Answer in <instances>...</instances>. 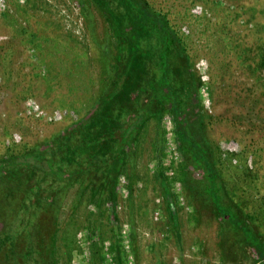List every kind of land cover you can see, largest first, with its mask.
Masks as SVG:
<instances>
[{"label": "rangeland", "instance_id": "374dc122", "mask_svg": "<svg viewBox=\"0 0 264 264\" xmlns=\"http://www.w3.org/2000/svg\"><path fill=\"white\" fill-rule=\"evenodd\" d=\"M109 1L0 0V264H264V0H137L184 56L168 73L178 118L158 94L155 38L138 85L104 110L127 61ZM141 112L116 161L86 147ZM178 123L262 256L216 212ZM52 153L64 183L41 171ZM17 158L39 171L4 170ZM27 189L38 205L20 217Z\"/></svg>", "mask_w": 264, "mask_h": 264}, {"label": "trees", "instance_id": "16d2710c", "mask_svg": "<svg viewBox=\"0 0 264 264\" xmlns=\"http://www.w3.org/2000/svg\"><path fill=\"white\" fill-rule=\"evenodd\" d=\"M97 1H99V3L104 7L110 8L109 0ZM114 2L115 9L111 10V17L119 43H126L127 61L124 66L122 76H120V79L116 84V90L104 100V110H107L105 105L112 103L119 95L125 93V90L128 87L131 89L138 85L137 79L144 76L146 72V62L152 59V55L144 50V45L147 44V42H150L152 38H155L160 46V85L161 87H166L167 90L166 96L161 93L158 94L165 102H171L173 114L176 118H178V106L181 101L175 99L174 92L170 88L168 79L169 68L174 64V62H178L179 65H186L183 54L178 51L177 41L171 31H169L166 22L161 17L145 8L139 1L114 0ZM161 87H158L159 92ZM142 116L143 112L138 113L136 118L130 120L123 126H110L104 132L98 133L94 137L89 136L86 140V147L90 148L93 147V145L112 146L114 148L112 160L116 161L124 147L133 138L135 129L139 125L138 122L142 120ZM178 124L177 132L182 146L186 152L191 153L197 159V163H199L204 169V191L209 195L216 212L226 222L238 230L240 234L249 241L252 247L258 251L259 255L262 256L261 243L254 236V234L249 231V228L245 225V223L231 209L226 208L223 204L221 181L216 176L211 162L205 156V153L191 141L186 129L182 126L183 124ZM122 134H124V137ZM36 157L39 158V156ZM47 157L48 158L45 160L46 162H44L45 164H43L44 169L41 171L48 172L47 175L53 177L57 183H64L67 181L65 179L66 175L57 168L54 162V153ZM22 161L28 162L29 159H22ZM19 163L26 168L39 171L36 164L23 163L19 158L10 160L9 164H4V170H15L16 168L19 170L23 167L20 166ZM44 179L45 177L40 178V180ZM27 191V198L22 202L18 210L20 211V217H23L26 213L31 215L37 209L38 198L36 191H29L28 189ZM21 220L22 218H20L17 224H19ZM9 232H11V230L0 232V248L6 241L11 240Z\"/></svg>", "mask_w": 264, "mask_h": 264}]
</instances>
